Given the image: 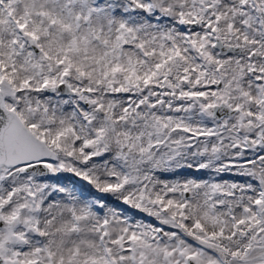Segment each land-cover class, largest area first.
Returning <instances> with one entry per match:
<instances>
[{"label":"snow or ice","instance_id":"6c2138e0","mask_svg":"<svg viewBox=\"0 0 264 264\" xmlns=\"http://www.w3.org/2000/svg\"><path fill=\"white\" fill-rule=\"evenodd\" d=\"M0 264H264V0H0Z\"/></svg>","mask_w":264,"mask_h":264}]
</instances>
